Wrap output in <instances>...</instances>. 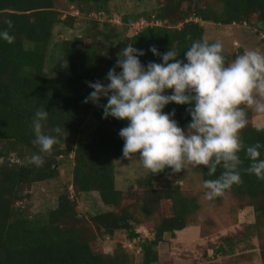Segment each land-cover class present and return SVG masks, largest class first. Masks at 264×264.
Listing matches in <instances>:
<instances>
[{
  "label": "trees",
  "instance_id": "1",
  "mask_svg": "<svg viewBox=\"0 0 264 264\" xmlns=\"http://www.w3.org/2000/svg\"><path fill=\"white\" fill-rule=\"evenodd\" d=\"M57 1L0 0V32L8 30L15 37L11 44L0 39V264H134V256L124 244L118 243L112 253L99 245L101 236L113 238L121 230L127 232L130 241L138 240L142 254L139 264H156L167 233L175 237L177 231L213 220L201 219L203 203L197 195L186 194L181 185L155 187L154 178L171 177L170 170L148 172V177L137 180L138 187L117 188L115 162L123 157L124 146L119 132L129 121L111 116L105 119L102 106L84 103L93 91L86 82L108 83L107 73L127 45L145 53L139 57L145 67L149 62L163 63L161 56L150 50L153 46L161 54L173 47L178 59L187 62L184 54L192 42L205 38L201 21L246 23L264 31V0H157L155 9L122 15L120 23L107 16L113 0H66L78 13L65 18L56 7ZM93 13L106 17H91ZM81 19L87 23L84 33L62 42L67 76L47 75L48 48L55 26H74ZM141 19L148 24L130 35L129 24ZM8 20L13 21L11 29ZM223 55L226 64L234 60ZM119 71L122 69L117 68ZM165 94L171 95L172 90ZM106 103L107 98L102 97L100 105ZM189 107L173 102L164 112L175 110L173 118L186 130L191 121ZM38 109L49 111L44 131L59 141L51 155L44 156L41 167L30 163L34 154H41L32 143L35 136L31 124ZM246 113L248 123L240 134L244 149L238 153L243 161L239 167L242 183L210 202L219 207L228 197L234 198L241 207H253L257 223L264 226V181L244 171L250 165L246 149L257 143L264 145V131H257L261 126L254 124L252 111L247 109ZM90 117L96 128L87 140L75 143L74 138ZM57 126L61 133L50 131ZM259 151L260 159H264V147ZM71 154L74 194L97 192L109 209L86 216L79 210L75 195L65 187L57 195L55 207L33 213L24 204L27 190L35 183L54 179L56 166ZM192 170L201 174L203 183L221 171L210 177L206 167ZM144 220L153 223L148 226L150 236L137 231L146 225ZM201 234L206 235L202 229ZM261 256L264 262V244Z\"/></svg>",
  "mask_w": 264,
  "mask_h": 264
},
{
  "label": "clouds",
  "instance_id": "2",
  "mask_svg": "<svg viewBox=\"0 0 264 264\" xmlns=\"http://www.w3.org/2000/svg\"><path fill=\"white\" fill-rule=\"evenodd\" d=\"M7 25L11 29L13 21L8 20ZM0 39L11 44L15 37L4 30ZM150 50L163 63L149 62L145 67L139 59L145 53L127 45L108 71V83L86 82L93 91L84 103L102 106L105 119L129 121L119 132L124 140L123 157H137L150 174L170 170L172 175L203 166L212 177L221 169L219 176L203 183L208 190L206 199L220 197L242 183L239 167L243 161L238 153L244 149L240 134L248 123L246 110L264 114V54L245 50L226 64L222 44L209 43L206 38L192 42L184 54L187 62L178 59L173 47L163 54L155 46ZM166 90L172 94H165ZM102 97L107 98L104 105H100ZM173 102L190 105L186 130L173 118L175 110L164 112ZM48 115L49 111L38 109L31 124L32 143L41 154H34L30 163L37 167L43 166L44 156L51 155L59 143L57 136L44 131ZM50 131L59 134L62 130L57 126ZM257 131H264V126ZM261 147L264 145L259 143L247 147L250 165L244 171L264 181Z\"/></svg>",
  "mask_w": 264,
  "mask_h": 264
},
{
  "label": "rangeland",
  "instance_id": "3",
  "mask_svg": "<svg viewBox=\"0 0 264 264\" xmlns=\"http://www.w3.org/2000/svg\"><path fill=\"white\" fill-rule=\"evenodd\" d=\"M157 6V0H113L110 4V13L107 14L114 22L120 23V17L125 14H138L150 11ZM65 18L67 14L76 15L77 9L66 0L56 3ZM91 17L104 19L106 15L93 13ZM83 20V22H82ZM205 28V38L208 41L219 42L223 46V53L234 59L242 55L245 50H255L264 54V31L262 28H253L246 23L230 25L217 24L211 21H201ZM148 24L141 19L129 24V34L133 35ZM87 27L85 19L74 26L60 23L54 28L53 39L48 48L45 73L49 76L66 77L68 62L62 49V42L84 33ZM252 111V120L255 125L264 126V114ZM96 128V122L89 118L82 125L81 131L74 138V142L85 141ZM58 171L54 179L33 184L25 203L33 213H44L56 206L57 195L65 187L78 202L79 210L86 216L108 210L97 192L74 194L72 188L73 156L66 157L56 166ZM116 185L119 189L138 187L137 180L148 177L149 173L143 168L137 157L128 160L120 157L115 162ZM156 188H167L175 183L181 185L186 194L197 195L204 205L201 219L210 218L213 223L199 222L186 229L176 232L172 237L169 233L159 246L160 259L156 264H264L261 248L264 244V226L257 223L251 206L241 207L238 201L228 197L224 203L215 207L211 200L205 198L207 190L203 187L202 176L199 172L189 168L171 177L154 178ZM146 225L137 228L144 235H151L149 225L153 223L144 220ZM204 221V220H203ZM260 224V225H259ZM201 229L206 233L202 236ZM227 237V238H226ZM118 243L124 244L134 256V264L142 261V254L138 240L130 241L127 232L118 231L115 237H103L99 245L107 253H112Z\"/></svg>",
  "mask_w": 264,
  "mask_h": 264
},
{
  "label": "crops",
  "instance_id": "4",
  "mask_svg": "<svg viewBox=\"0 0 264 264\" xmlns=\"http://www.w3.org/2000/svg\"><path fill=\"white\" fill-rule=\"evenodd\" d=\"M186 229V228H185Z\"/></svg>",
  "mask_w": 264,
  "mask_h": 264
}]
</instances>
